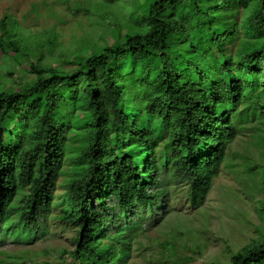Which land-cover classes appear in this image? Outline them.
Wrapping results in <instances>:
<instances>
[{
  "label": "trees",
  "instance_id": "obj_1",
  "mask_svg": "<svg viewBox=\"0 0 264 264\" xmlns=\"http://www.w3.org/2000/svg\"><path fill=\"white\" fill-rule=\"evenodd\" d=\"M217 1L153 0L144 31L91 42L68 59L71 71L42 65L15 18L1 19L0 55L28 59L35 79L0 89V239H35L62 206L77 233L64 264H122L142 229L136 210L163 204L166 179L203 206L239 129L259 121L264 135V0ZM228 264H264V239Z\"/></svg>",
  "mask_w": 264,
  "mask_h": 264
},
{
  "label": "rangeland",
  "instance_id": "obj_2",
  "mask_svg": "<svg viewBox=\"0 0 264 264\" xmlns=\"http://www.w3.org/2000/svg\"><path fill=\"white\" fill-rule=\"evenodd\" d=\"M152 1L0 0V21L5 15L15 18L22 38L41 49L42 65L71 71L74 67L68 59L82 47L90 48L91 42L111 45L124 42L128 33L144 31L145 13ZM217 4L223 10L229 8L222 0ZM34 6L39 8L37 12ZM209 10L213 12L211 7ZM244 14L241 11L239 19ZM186 15V11H176L174 18ZM225 40L220 42L225 44ZM34 79L28 59L22 66L0 55V89L15 90ZM56 99L59 105L67 104L62 95ZM143 108L157 112L147 104ZM259 125L255 121L239 129L201 208L190 207L185 186L164 179L170 195L154 212L136 210L133 219L142 229L131 238L129 255L122 264H228L235 253L264 239V135L256 129ZM70 164L68 159L65 170ZM66 190L63 177L56 187V203L63 202ZM61 208H53L44 232L35 239L11 235L0 239V264H16L26 256L28 264L69 262L77 233L71 223L59 219Z\"/></svg>",
  "mask_w": 264,
  "mask_h": 264
}]
</instances>
